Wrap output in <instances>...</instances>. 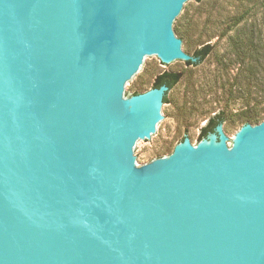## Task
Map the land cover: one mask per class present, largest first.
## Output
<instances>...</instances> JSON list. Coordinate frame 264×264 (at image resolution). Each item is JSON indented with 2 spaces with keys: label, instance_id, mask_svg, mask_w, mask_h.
<instances>
[{
  "label": "water",
  "instance_id": "water-1",
  "mask_svg": "<svg viewBox=\"0 0 264 264\" xmlns=\"http://www.w3.org/2000/svg\"><path fill=\"white\" fill-rule=\"evenodd\" d=\"M193 2L0 0V264H264V122L137 162Z\"/></svg>",
  "mask_w": 264,
  "mask_h": 264
},
{
  "label": "rangeland",
  "instance_id": "rangeland-1",
  "mask_svg": "<svg viewBox=\"0 0 264 264\" xmlns=\"http://www.w3.org/2000/svg\"><path fill=\"white\" fill-rule=\"evenodd\" d=\"M181 22L188 36L179 34L178 38L189 48L190 56L206 44L214 49L198 65L184 62L175 66L151 58L129 85L127 98L152 90L155 79L166 71L182 75L165 92L168 103H163L161 111L166 121L159 138L139 146L137 162L141 165L169 156L185 138L197 146L203 129L219 115L224 119L222 130L228 144H233L248 112L264 109V95L249 85L247 74L230 55L234 40L250 35L256 24L255 35L264 42V0L194 1ZM250 91L253 100L248 103Z\"/></svg>",
  "mask_w": 264,
  "mask_h": 264
},
{
  "label": "trees",
  "instance_id": "trees-1",
  "mask_svg": "<svg viewBox=\"0 0 264 264\" xmlns=\"http://www.w3.org/2000/svg\"><path fill=\"white\" fill-rule=\"evenodd\" d=\"M201 2L202 0H194ZM243 20V17L242 19ZM258 25H254L251 32L247 37L243 39H235L231 44L230 55L234 57L236 62H239L243 71L247 74L246 80L250 86H254L257 89V92H260L261 95H264V42L261 39H258L255 35ZM177 32L182 36L185 34L188 36V31L184 29L183 23L178 24ZM213 46L211 44H206L200 49L196 50L194 57L197 58V62L193 63L188 61V65H198L201 64L212 52ZM182 75L176 72H164L160 74L154 81L153 88H159L162 85H167L169 90L178 84L181 80ZM139 93H135L137 95ZM248 103L253 100L252 91L248 92ZM164 103H168V99H164ZM224 121L223 116L219 115L218 117L212 119L209 125L203 129L201 139L204 138L207 133L213 130L218 124ZM264 122V109H259L258 107L252 108L248 115L244 118V125H258Z\"/></svg>",
  "mask_w": 264,
  "mask_h": 264
}]
</instances>
